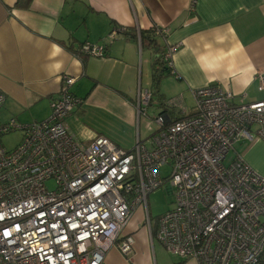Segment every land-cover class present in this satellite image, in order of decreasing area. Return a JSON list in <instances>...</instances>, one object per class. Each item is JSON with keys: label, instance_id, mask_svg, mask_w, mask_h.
<instances>
[{"label": "built area", "instance_id": "obj_1", "mask_svg": "<svg viewBox=\"0 0 264 264\" xmlns=\"http://www.w3.org/2000/svg\"><path fill=\"white\" fill-rule=\"evenodd\" d=\"M154 28L172 68L177 46ZM80 50L105 53L100 44L83 43ZM258 79L264 90V75ZM73 83L64 76L46 119L0 121V264H103L113 246L126 255L133 239L127 235L117 243L119 233L137 205L149 221L147 195L162 185L174 198L156 217L155 237L169 253L198 264L258 262L264 252V175L233 147L240 140H264V99L233 102L232 93L215 84L195 88L189 116L156 114L147 144L124 149L103 135L83 143L69 131L66 118L82 102L70 90ZM151 96L148 89L139 92L138 115L146 114ZM4 99L0 91V107ZM12 131L21 138L7 149L1 138ZM163 166L169 167L166 175Z\"/></svg>", "mask_w": 264, "mask_h": 264}, {"label": "crops", "instance_id": "obj_2", "mask_svg": "<svg viewBox=\"0 0 264 264\" xmlns=\"http://www.w3.org/2000/svg\"><path fill=\"white\" fill-rule=\"evenodd\" d=\"M153 26L177 46L174 73L166 74L156 90L153 52L138 36L140 29ZM116 27L128 31L113 34ZM83 43L104 45V55L83 53ZM259 74L264 75V0H0V91L5 96L0 116L6 117L1 122L46 119L64 76H70V90L82 102L66 118L69 131L83 143L103 135L131 149L137 141L146 145L157 129L150 124L142 131V115L189 116L195 88L215 84L231 92L233 102L264 99ZM144 89L152 96L146 114L138 115L135 105ZM234 150L264 175V140H240ZM156 227L157 219L152 224L144 206H135L117 240L131 236L130 252L113 246L103 264H198L169 253L155 237Z\"/></svg>", "mask_w": 264, "mask_h": 264}, {"label": "rangeland", "instance_id": "obj_3", "mask_svg": "<svg viewBox=\"0 0 264 264\" xmlns=\"http://www.w3.org/2000/svg\"><path fill=\"white\" fill-rule=\"evenodd\" d=\"M151 118L155 116L151 111L147 114ZM150 117L145 118V116H141L140 122H141V130L145 131L146 128L148 129L150 127V124H153L155 126V123L150 120ZM0 118L4 119L5 116H0ZM24 121V120H22ZM152 127V125H151ZM153 129V127H152ZM21 138V132L20 131H12L6 134L2 135L1 141L5 148L10 149L14 147ZM232 157V151L230 150L224 160V163H228L230 161V158ZM169 172L168 166H163L160 168V173L162 175H166ZM48 185H51L50 183ZM173 195L170 191L167 190L166 185H162L161 187L151 191L147 195V209L149 213V219L154 224V220L156 221V217L163 213L164 211L170 209L173 205Z\"/></svg>", "mask_w": 264, "mask_h": 264}, {"label": "trees", "instance_id": "obj_4", "mask_svg": "<svg viewBox=\"0 0 264 264\" xmlns=\"http://www.w3.org/2000/svg\"><path fill=\"white\" fill-rule=\"evenodd\" d=\"M154 27L155 26H153L150 30L140 29L138 31V36L141 46L149 48L153 52V59L151 62V84L156 90L162 78L166 74L172 73V68L168 65L163 56L167 45L163 41L162 36L156 33ZM120 29L122 32L128 31V28ZM256 264H264V252H262Z\"/></svg>", "mask_w": 264, "mask_h": 264}, {"label": "water", "instance_id": "obj_5", "mask_svg": "<svg viewBox=\"0 0 264 264\" xmlns=\"http://www.w3.org/2000/svg\"><path fill=\"white\" fill-rule=\"evenodd\" d=\"M169 191H171L169 188H168Z\"/></svg>", "mask_w": 264, "mask_h": 264}]
</instances>
